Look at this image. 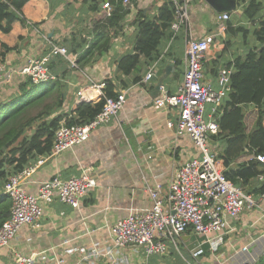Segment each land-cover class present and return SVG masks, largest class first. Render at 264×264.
Masks as SVG:
<instances>
[{"label":"crops","instance_id":"1","mask_svg":"<svg viewBox=\"0 0 264 264\" xmlns=\"http://www.w3.org/2000/svg\"><path fill=\"white\" fill-rule=\"evenodd\" d=\"M102 1L27 0L11 30L0 32V41L6 46L2 61L7 71L17 72L30 59L42 56L50 42L65 46L76 64L72 66L61 56L50 60L53 78L38 85L42 86L40 95L43 94V85L48 87L39 101H44L38 111H42V120L49 122L58 118L59 124L71 118H83L84 115L75 109L79 104L76 91L81 87H86L91 103L100 100L101 92L105 94L108 85H111L114 95L119 92L125 94V102L113 120L91 130L81 144L55 155L47 154L43 164L23 185L27 192L35 194L43 181L54 176L67 179L89 174L95 178L96 186L88 190L78 208L63 204L56 197L49 204L43 203L40 225L22 226L6 246L0 247V264H8L14 252L45 259L49 264H139L140 256L132 247L114 249L111 259L105 256L91 259L92 263L83 256L92 247L109 248L112 245L111 227L115 222L151 205L147 188H158L165 195L177 166L198 154L187 135H176L175 126L168 125L169 120L175 121L176 114L154 104L160 95V85L172 94L181 84L183 30L177 32L173 39L163 37L151 57L140 55L135 50L139 23L154 20L160 8L171 0H128L127 3L121 0L123 15L115 25L109 23V17L103 16ZM188 7V28L192 37L200 38L217 32L216 13L204 0H190ZM240 11L237 9L238 13ZM229 15L234 28L244 26L248 31L243 34L238 29L216 36L203 64L204 80L214 87H217L218 69L223 66L236 69L238 60L252 49L257 38L258 20L251 25L246 18L234 15V12ZM104 38H108L105 44L102 43ZM128 54H138V64L131 73H123L118 63ZM150 67H153V75L145 82L143 78ZM24 82L27 86L23 90L21 83ZM91 83L102 84L100 92L88 88ZM29 85L28 80L13 73L7 81L0 83V102L26 95L32 90ZM229 94L223 102L224 111ZM241 107L248 132L257 109L249 103ZM209 108L207 105L206 112ZM209 142L225 173L235 172L240 165L249 162L262 164L253 159L255 150L246 143L241 147H230L228 136L222 134L220 125L219 133L211 135ZM228 151L231 152L225 164L220 154ZM249 152L253 153L251 157ZM39 156L44 154L28 159L25 165ZM6 173L7 177L12 174L13 167H7ZM262 174L249 178L247 183H236L255 195L260 207L230 219V228L224 234L208 236H221V242L216 249H211L208 243L203 245L204 264L258 263L264 249V192H259L264 183L258 180ZM3 184L0 178V195ZM203 239V236L188 230L177 244L186 253V250L203 244ZM167 255H160L166 256L165 261L150 262L149 259L148 264H185L175 251Z\"/></svg>","mask_w":264,"mask_h":264},{"label":"built area","instance_id":"2","mask_svg":"<svg viewBox=\"0 0 264 264\" xmlns=\"http://www.w3.org/2000/svg\"><path fill=\"white\" fill-rule=\"evenodd\" d=\"M171 1L175 5V12L170 30L173 33L183 30L184 34L183 77L181 84L172 94L167 92L165 86L160 85V95L154 104L157 108L176 114L175 121L169 120L168 125L175 126L176 135H187L193 147L198 150V154L177 166L165 195H162L158 188H147L151 205L117 220L111 227L112 245L109 248L92 247L84 254L83 258L89 259L91 263V259L105 256L111 259L114 249L132 247L138 256H142L143 262L147 263L151 256L167 255L173 248L185 264H204L203 245L208 243L211 249H216L221 242V236L216 238L208 236L214 233L224 234L230 228V219L237 218L242 212L260 207V201L255 195L246 192L226 177L223 164L209 142L211 135L219 133L218 119L224 111L222 107L224 99L232 90L231 76L236 69L232 66L220 67L216 74L217 87H214L204 80L203 64L216 36L226 33V21L230 15L226 12L216 14L217 32L194 38L188 28L190 0ZM127 2L128 0H123V3ZM101 6L103 16L109 17L114 9L110 0H103ZM56 56H61L72 66L76 65L65 46L51 42L42 56L30 59L17 72L7 71L1 57L0 83L7 81L13 73L31 84L51 80L53 75L49 69V62ZM152 75L153 67H150L143 81L146 82ZM101 85L91 83L88 88L100 92ZM101 98L104 99L103 105L93 119L78 124L62 121L57 125L48 155H55L81 144L89 137L91 130L113 120L125 102L124 92L114 96H106L101 92ZM76 100L78 103L90 102L86 87L76 91ZM207 105L210 106L208 112ZM48 155L37 157L21 170L10 174L4 182L2 194L9 196L11 205L9 217L0 225V247L6 246L22 226L40 225L43 203L49 204L56 197L63 204L78 208L88 190L96 186L95 178L89 174L71 176L67 179L54 176L43 181L35 194L27 192L23 187L24 183L38 166L43 164ZM253 159L264 164V153L255 154ZM258 180L264 183V174L260 175ZM188 230L195 235L203 236L204 239L203 244L184 253L177 240ZM8 264L49 263L36 256L14 252Z\"/></svg>","mask_w":264,"mask_h":264},{"label":"trees","instance_id":"3","mask_svg":"<svg viewBox=\"0 0 264 264\" xmlns=\"http://www.w3.org/2000/svg\"><path fill=\"white\" fill-rule=\"evenodd\" d=\"M27 0H0V32L8 33L11 30L14 20L19 18L21 8ZM114 9L109 16V23L118 24L122 18L121 0H110ZM263 6V7H262ZM237 10L234 15L246 18L251 25L255 20L259 21L257 38L252 49H249L243 59L236 63V70L231 76L232 90L228 101L225 102L226 110L219 119L222 134L228 136L229 146H239L246 143L255 150V154L264 153V0H237ZM260 9H263L261 12ZM175 5L172 1L160 8L158 16L154 20H146L139 23L138 39L135 50L138 54L151 57L152 52L157 48L163 37L174 38L176 33L170 30V24L174 18ZM231 17L226 21L227 31H243L246 34V27H233ZM108 42L104 38L102 43ZM101 43V46H102ZM184 44V41H183ZM106 46V45H105ZM90 48V47H89ZM6 46L0 41V58L3 57ZM138 54H128L120 59L118 68L123 73H131L138 64ZM38 84H31L28 87H39ZM42 84V83H41ZM27 86V82L21 83V87ZM41 86V85H40ZM42 87V86H41ZM47 85H43L42 92L45 94ZM106 96H113L111 85L106 86ZM41 92V91H40ZM40 93L30 99L26 95L15 97L12 100L0 102V178L3 183L7 179L6 168L13 167V173L21 170L28 159L36 158L38 155H45L50 152L53 133L58 125L59 119L54 118L47 122L40 119L39 112L33 116H23L29 105L35 104L43 97ZM29 97V96H28ZM104 99L96 103L82 102L76 105L75 109L83 114V118L69 119L66 123H85L94 118L100 111ZM253 104L257 113L251 129L246 132L245 114L242 104ZM49 110V106H45ZM29 135H26V133ZM231 151L220 154L225 164L229 160ZM250 157L253 155L249 152ZM260 164V163H259ZM264 173V164H242L235 172L225 173L226 177L233 183H247L249 178ZM236 184V185H237ZM264 192V186L259 189ZM10 198L7 194L0 195V225L9 217ZM257 264H264V252L261 254Z\"/></svg>","mask_w":264,"mask_h":264},{"label":"rangeland","instance_id":"4","mask_svg":"<svg viewBox=\"0 0 264 264\" xmlns=\"http://www.w3.org/2000/svg\"><path fill=\"white\" fill-rule=\"evenodd\" d=\"M31 88V87H30ZM37 88V89H36ZM39 88H41V87H35V88H32V90H30V91H27V93H26V97H27V99H30L31 97H34V96H36V95H38L39 94ZM7 94V93H6ZM9 94V93H8ZM29 96V97H28ZM44 105V101H42V102H36L35 104H32V105H29L28 107H27V109H26V112H24L23 113V116H28V117H30V116H33V115H35V114H37L38 113V111H40V109H41V107ZM172 251H175V250H173L172 249ZM263 252H264V249H263ZM186 253H188L187 252V250H186ZM173 255H175V254H173ZM187 255V254H186ZM176 256V255H175ZM165 257L166 256H151L150 257V262H161L163 259H165ZM167 257H169L168 255H167ZM139 264H148L147 262H143V260H142V256H140L139 257ZM163 261H165V260H163ZM143 262V263H142ZM149 262V261H148ZM180 263V262H179ZM255 264H257V263H255Z\"/></svg>","mask_w":264,"mask_h":264},{"label":"water","instance_id":"5","mask_svg":"<svg viewBox=\"0 0 264 264\" xmlns=\"http://www.w3.org/2000/svg\"><path fill=\"white\" fill-rule=\"evenodd\" d=\"M212 10L218 13H233L237 10V0H204Z\"/></svg>","mask_w":264,"mask_h":264}]
</instances>
